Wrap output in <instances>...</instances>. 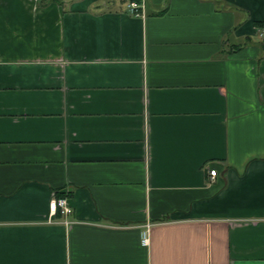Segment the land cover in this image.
<instances>
[{
	"label": "crops",
	"instance_id": "obj_1",
	"mask_svg": "<svg viewBox=\"0 0 264 264\" xmlns=\"http://www.w3.org/2000/svg\"><path fill=\"white\" fill-rule=\"evenodd\" d=\"M131 2L0 0V264H264V0Z\"/></svg>",
	"mask_w": 264,
	"mask_h": 264
},
{
	"label": "built area",
	"instance_id": "obj_2",
	"mask_svg": "<svg viewBox=\"0 0 264 264\" xmlns=\"http://www.w3.org/2000/svg\"><path fill=\"white\" fill-rule=\"evenodd\" d=\"M129 9L135 16H143L145 14V0H142L141 3L131 2ZM261 35L264 37V29H262ZM210 175L213 178L216 177L217 171L212 170ZM50 213L52 216H56L59 213L62 217L66 218L73 214V209L66 198L54 199L50 202ZM65 223L70 224V222ZM147 243L148 236L147 234H144L143 244L146 245Z\"/></svg>",
	"mask_w": 264,
	"mask_h": 264
}]
</instances>
